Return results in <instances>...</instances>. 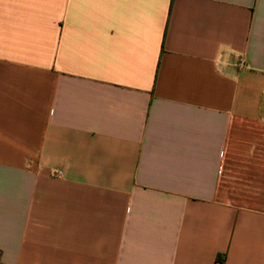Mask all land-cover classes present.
Here are the masks:
<instances>
[{
    "label": "crops",
    "instance_id": "obj_1",
    "mask_svg": "<svg viewBox=\"0 0 264 264\" xmlns=\"http://www.w3.org/2000/svg\"><path fill=\"white\" fill-rule=\"evenodd\" d=\"M1 264H264V0H0Z\"/></svg>",
    "mask_w": 264,
    "mask_h": 264
},
{
    "label": "trees",
    "instance_id": "obj_2",
    "mask_svg": "<svg viewBox=\"0 0 264 264\" xmlns=\"http://www.w3.org/2000/svg\"><path fill=\"white\" fill-rule=\"evenodd\" d=\"M1 264V263H0Z\"/></svg>",
    "mask_w": 264,
    "mask_h": 264
}]
</instances>
